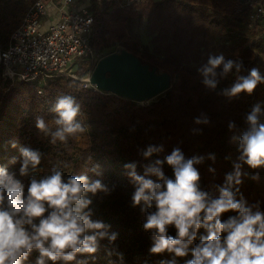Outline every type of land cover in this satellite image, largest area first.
I'll return each instance as SVG.
<instances>
[{
	"label": "trees",
	"instance_id": "obj_1",
	"mask_svg": "<svg viewBox=\"0 0 264 264\" xmlns=\"http://www.w3.org/2000/svg\"><path fill=\"white\" fill-rule=\"evenodd\" d=\"M35 1L0 0V50L7 48L10 36ZM92 8L89 39L94 53H102V57L112 53L113 47L125 49L142 63L169 73V89L148 104L137 105L84 87L78 79L64 74L43 81L10 80L2 76L0 66V165L18 172L19 164L9 161L19 159V146H30L44 154L33 173L38 178L47 175L53 166H60L65 176L92 175L87 170L100 163L106 182L115 184L116 189L110 196L98 194L94 199V219L109 223L111 230L119 233L114 246L124 253L123 264H158L167 254H148L150 238L142 231L139 209L131 207L133 189L122 165L140 160L139 151L149 144L164 146L160 158L179 145L187 156L214 152L215 163L206 160L200 166L201 183L205 188L221 183L224 173L231 170V161H226L225 155L230 153L233 159L236 156L235 145L229 143L227 124L235 121L243 128L244 114L251 106L261 103L264 107V84L251 97L241 94L229 101L217 92L231 84L237 74L231 73L216 92H210L202 86L197 69L209 55L223 53L228 59H242L246 69L257 67L264 74V26L250 27L237 0H141L129 7L106 1ZM142 26L146 42L141 37ZM73 68L78 77H84L89 63L78 59ZM61 94L73 95L80 102L78 120L87 130L70 137L67 143L53 145L50 137L37 132L35 119L44 117L54 130L51 108ZM201 113L210 116L211 124L200 126L203 133L194 136L191 129L197 126L193 120ZM12 141L17 143V149L10 148ZM210 164L215 174L207 171ZM165 172L171 174L167 167ZM22 179L27 182V178ZM241 191L250 203L259 200L264 207V171L259 182L246 177ZM170 234H174L171 229ZM102 245L107 246V241ZM36 255L33 253L27 264H34ZM96 256L90 264H109L110 260L120 264L115 256H105L104 247Z\"/></svg>",
	"mask_w": 264,
	"mask_h": 264
},
{
	"label": "clouds",
	"instance_id": "obj_2",
	"mask_svg": "<svg viewBox=\"0 0 264 264\" xmlns=\"http://www.w3.org/2000/svg\"><path fill=\"white\" fill-rule=\"evenodd\" d=\"M233 72L235 80L217 92L229 101L241 94L251 97L264 84L259 68L246 69L242 59H228L223 53L209 55L197 69L202 86L210 92H216ZM5 74L13 75L10 70ZM51 111L54 130L44 117L35 119L37 132L50 137L49 143H67L87 130L78 120L81 104L75 96H57ZM193 124L197 127L191 134L201 135L200 126L210 125L211 118L201 113ZM243 125L228 122L229 143L235 145L236 156L225 155L231 170L211 188L202 186L200 166L206 160L214 164V152L187 156L177 145L160 158L164 146L149 144L139 151L140 160L123 163L122 171L133 189L131 207L139 209L142 231L150 238L148 254H167L158 264L180 260L183 264H264V207L259 200L250 203L241 191L246 177L259 182L264 171L261 103L244 114ZM17 147L10 142V148ZM18 153V160L9 161L19 164L18 172L0 165V264H27L33 253L37 254L34 264H90L102 247L106 257L115 256L123 264L124 253L114 246L119 233L109 223L94 219V199L98 194L110 196L116 189L106 182L100 163L87 170L92 175L65 176L60 166H53L38 178L33 173L44 154L30 146H19ZM207 171L215 174L216 169L210 164Z\"/></svg>",
	"mask_w": 264,
	"mask_h": 264
},
{
	"label": "built area",
	"instance_id": "obj_3",
	"mask_svg": "<svg viewBox=\"0 0 264 264\" xmlns=\"http://www.w3.org/2000/svg\"><path fill=\"white\" fill-rule=\"evenodd\" d=\"M106 1L129 7L141 0H36L10 36L7 48L0 50L2 76L27 82L64 74L78 79L84 87H91V67L101 58L90 45L92 6ZM237 1L249 26L263 28L264 0ZM119 51L117 47L113 50ZM78 59L89 63L84 77H78L73 68ZM6 70L13 75H6Z\"/></svg>",
	"mask_w": 264,
	"mask_h": 264
},
{
	"label": "water",
	"instance_id": "obj_4",
	"mask_svg": "<svg viewBox=\"0 0 264 264\" xmlns=\"http://www.w3.org/2000/svg\"><path fill=\"white\" fill-rule=\"evenodd\" d=\"M171 76L142 63L125 49L101 57L89 76V84L100 93L135 103H145L169 89Z\"/></svg>",
	"mask_w": 264,
	"mask_h": 264
},
{
	"label": "rangeland",
	"instance_id": "obj_5",
	"mask_svg": "<svg viewBox=\"0 0 264 264\" xmlns=\"http://www.w3.org/2000/svg\"><path fill=\"white\" fill-rule=\"evenodd\" d=\"M44 19V18H43ZM140 29H142L143 30V32H142V34H141V37H142V39L146 42L147 41V36H146V32L144 31V28H143V26L140 28ZM115 48L113 47L112 49H110V51L112 50H114ZM105 53L107 52V51H104ZM103 52V53H104ZM102 54V53H101ZM101 54H98V56H100ZM103 57V56H102ZM99 60V59H98ZM95 66V65H94ZM94 67H91V70L93 69ZM92 87V86H91ZM150 101H152V100H150ZM149 101V102H150ZM149 102H145V103H136L137 105H146V104H148Z\"/></svg>",
	"mask_w": 264,
	"mask_h": 264
}]
</instances>
